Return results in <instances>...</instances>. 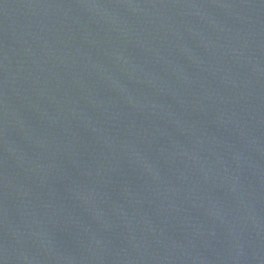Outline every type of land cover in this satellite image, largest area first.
<instances>
[{"label":"water","instance_id":"water-1","mask_svg":"<svg viewBox=\"0 0 264 264\" xmlns=\"http://www.w3.org/2000/svg\"><path fill=\"white\" fill-rule=\"evenodd\" d=\"M0 264H264V0H0Z\"/></svg>","mask_w":264,"mask_h":264}]
</instances>
